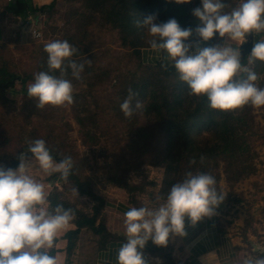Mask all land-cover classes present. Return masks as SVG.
Here are the masks:
<instances>
[{
    "label": "rangeland",
    "instance_id": "1",
    "mask_svg": "<svg viewBox=\"0 0 264 264\" xmlns=\"http://www.w3.org/2000/svg\"><path fill=\"white\" fill-rule=\"evenodd\" d=\"M7 1L13 0H0V9ZM26 1L29 4L23 15L7 13L0 17V64L18 75L13 87L5 90L12 103L0 100V153L21 151L22 155L29 141L44 139L46 144L60 149L62 155H70L82 187L100 197V201L123 199L131 207L158 206L162 203L158 198L182 181L193 164L181 162L165 182L162 158L171 143L162 123L149 120L150 116L137 110L131 118L121 111L132 77H145L149 69L127 44L129 34L106 22L100 10L94 11L91 0H55L49 8L43 6L44 0H37L36 7L31 0ZM225 2V11H230L239 0ZM199 3L200 0H192L188 4L190 12ZM28 15L32 21L27 20ZM32 27L39 29L38 36L32 35ZM144 34L139 40L142 47L149 46L145 29ZM260 39H264V33L255 35L253 42ZM55 40H67L74 46L77 52L72 59L84 63L85 68L79 80L72 77L70 69L64 77L73 84L72 105L38 109L32 99H26L23 90L40 72L39 61L47 62L45 44ZM231 46L239 47V43ZM151 50L144 48L143 56ZM87 60H91L90 65ZM251 60L249 53L243 65L257 73L256 83L264 88V72L259 71L263 65L257 60L250 63ZM24 74L31 78L23 84ZM55 76H60L59 70ZM172 82L175 79L166 81L168 87ZM236 111L243 118L234 121L235 135L231 137L243 142L239 157L210 156L204 170L215 177L217 190L227 194L217 209L220 228L237 240L236 247L246 258L256 255L257 247L264 248V107L249 105ZM1 115H8V121ZM191 137L200 142L210 141L213 136L205 132L193 133ZM0 165L11 167L3 159ZM31 174L42 183L52 182L49 190L57 185L62 196L77 209L92 213L101 203L83 194L73 181L62 182L56 174L45 176L35 163ZM75 187L78 197L73 192ZM167 248L163 250L167 252Z\"/></svg>",
    "mask_w": 264,
    "mask_h": 264
},
{
    "label": "clouds",
    "instance_id": "2",
    "mask_svg": "<svg viewBox=\"0 0 264 264\" xmlns=\"http://www.w3.org/2000/svg\"><path fill=\"white\" fill-rule=\"evenodd\" d=\"M175 4H191L192 0H167ZM225 0H200L191 14L198 21L195 28H182L175 18L157 22L155 14L147 16L137 27H143L147 43L153 51L164 54L178 79L188 86L192 97H206L213 110L228 112L245 106L264 107V88L258 87V75L242 64L241 47L249 38L264 33V0H239L237 6L225 11ZM195 35L198 39L189 43ZM215 39L217 42L201 46ZM47 71L34 74L27 95L38 109L46 106L64 107L74 103L73 84L64 78L68 70L79 80L85 64L72 59L77 49L67 40L50 41L44 46ZM252 60L264 62V39L252 43ZM89 65L91 60L86 61ZM167 67V64H162ZM59 70L60 76L52 75ZM241 74H245L241 76ZM137 94L128 90L120 105L126 118L143 108ZM26 153L19 155L16 168L0 165V264H58L52 254L57 236L75 218L72 208L57 204L54 208L45 184L32 174L33 163L45 176L59 174L68 183L74 163L70 156L59 162L51 154L44 139L28 142ZM201 163L204 157H200ZM190 163L195 164L193 159ZM217 181L208 173L191 171L173 184L162 203L149 208L130 207L124 213L126 242L117 254V264H148L143 250L151 241L167 247L170 237H185V220L195 227L204 218L217 215V209L227 194L216 187ZM73 192L78 197L77 187ZM256 255L246 257L242 264H264V248L257 247ZM206 264L205 257L201 258Z\"/></svg>",
    "mask_w": 264,
    "mask_h": 264
},
{
    "label": "trees",
    "instance_id": "3",
    "mask_svg": "<svg viewBox=\"0 0 264 264\" xmlns=\"http://www.w3.org/2000/svg\"><path fill=\"white\" fill-rule=\"evenodd\" d=\"M91 1L95 4L94 11L100 10L106 22L120 29L124 34H129L127 44L133 48L134 53L137 55L139 54L140 63L149 66L145 77H132L130 87L125 93L128 95V90L132 89L133 92L137 94L133 99V106L137 100L143 103V108L137 111H140L142 115L150 116L149 120H156L157 123H162L163 125V129L168 137V142L171 143L165 148L162 158V161L165 162V182L183 161L190 163L195 159L196 163L191 165L192 169H190V171L193 173H205V161L209 159L210 156L216 155L218 159L221 155L230 156L231 159L234 158V156L238 158L239 152L242 151L241 144H243V142L239 143L236 141V138H232L231 136L235 135L234 121H242L243 117L240 113L236 110L221 112L211 109L206 97L196 98L188 94L187 84L178 79V75L171 63L165 60L147 62L142 57V50L150 46H139V40L145 34L144 28L137 27L136 21L140 20L142 22L147 16L155 14L157 16V22H166L170 18H175L182 28H195L198 21L192 16L188 4L169 3L167 0ZM54 3L55 0H51L43 4V6L49 8L52 7ZM26 4H29L26 0L7 1L0 9V17L7 13L14 16L23 15L26 11ZM197 39L198 37L193 35L188 42L191 43ZM209 43L210 42H207V44L204 43L203 46H208ZM244 62L243 59L242 64H244ZM257 63L263 65L262 68L260 66L259 71L263 70L262 72H264V62L257 60ZM162 64H167V67H162ZM39 70H48L46 59H41L39 61ZM55 73L57 74L58 70L51 74L55 75ZM15 76H18L16 72L0 64V100L3 103H12V100H9L5 96V90L13 87L11 80L14 79ZM28 78H31V75L24 74L21 78V82L24 84ZM169 79H175V82H172V85L168 87V82L166 83V81ZM23 91L26 99H30L27 95V89L24 88ZM8 117V115H1V119L4 118L5 122L8 121ZM205 132L213 136L210 141L201 140L200 142H195L192 140L191 135L193 133L201 134ZM210 144H213V146H210ZM46 145L51 150V154L55 160H57V158L70 156L62 155L60 149L55 148L52 144ZM231 146L234 147L230 149ZM27 147L28 145H25L24 149H27ZM20 152L21 151L12 153L6 152L4 155L0 153V160H6L11 167H17L19 164L18 156ZM201 156L204 157L203 163H201L200 160ZM195 166L199 169H196ZM57 176L64 182L59 174H57ZM69 181H73L79 186L83 194H87L101 203H99L98 207H95L92 213H88L75 208L66 200L61 194L62 189L58 188L57 185H54L48 191L50 192L49 199L53 208L57 204H63L66 209L72 208L75 212V218L72 222L76 225V228L68 230L65 233V237L67 238V252L71 250L73 246L72 239L80 228H86L96 234L98 236L97 245L99 247L103 246L108 240L119 239L120 237L110 233L105 227V215L103 214V210L106 201L102 202V199L100 201V197H97L92 191L82 187L79 176L76 173L75 163L73 174L69 177ZM54 251L55 249L52 254H54ZM151 251L160 253L163 251V247L154 245Z\"/></svg>",
    "mask_w": 264,
    "mask_h": 264
},
{
    "label": "crops",
    "instance_id": "4",
    "mask_svg": "<svg viewBox=\"0 0 264 264\" xmlns=\"http://www.w3.org/2000/svg\"><path fill=\"white\" fill-rule=\"evenodd\" d=\"M31 1V4L36 7L37 0ZM48 2L49 0L43 1V3ZM203 45L202 42L201 46ZM142 57L147 62L165 60L163 53L153 50L144 56L142 54ZM44 183L49 190L52 182L49 183L45 180ZM130 207L131 205L123 199H116L105 204L103 210L105 227L107 231L120 238L108 240L101 247L97 245L98 236L96 234L86 228H80L72 239L71 250L67 252L65 233L76 228V225L71 222L55 241L53 255L57 257L58 264H117L118 251L126 242L124 213ZM185 231L187 233L185 237H170L167 252L165 250L163 253L152 252L154 244L149 241L143 250L144 258L148 264H203L202 257H205L206 264H242L245 259L236 247L237 240L220 228L217 215L210 219L204 218L195 227L191 226L186 218Z\"/></svg>",
    "mask_w": 264,
    "mask_h": 264
},
{
    "label": "water",
    "instance_id": "5",
    "mask_svg": "<svg viewBox=\"0 0 264 264\" xmlns=\"http://www.w3.org/2000/svg\"><path fill=\"white\" fill-rule=\"evenodd\" d=\"M252 43H253V38H249V40L247 42H244L243 45L239 44V47H241V51H242V60L246 57L247 54L250 53L251 51V47H252ZM15 79H12L11 82H13ZM26 151L22 152V155L25 154ZM63 158H57V161H60Z\"/></svg>",
    "mask_w": 264,
    "mask_h": 264
},
{
    "label": "built area",
    "instance_id": "6",
    "mask_svg": "<svg viewBox=\"0 0 264 264\" xmlns=\"http://www.w3.org/2000/svg\"><path fill=\"white\" fill-rule=\"evenodd\" d=\"M27 20L32 21L31 15H28V16H27ZM31 33H32V35L35 36V37L38 36V35L40 34L39 29H37L36 27H32V29H31Z\"/></svg>",
    "mask_w": 264,
    "mask_h": 264
}]
</instances>
